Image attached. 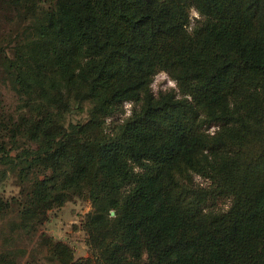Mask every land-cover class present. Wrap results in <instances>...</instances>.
Returning a JSON list of instances; mask_svg holds the SVG:
<instances>
[{
    "label": "trees",
    "instance_id": "trees-1",
    "mask_svg": "<svg viewBox=\"0 0 264 264\" xmlns=\"http://www.w3.org/2000/svg\"><path fill=\"white\" fill-rule=\"evenodd\" d=\"M0 10V264H264V0ZM74 198L88 256L44 228Z\"/></svg>",
    "mask_w": 264,
    "mask_h": 264
},
{
    "label": "rangeland",
    "instance_id": "rangeland-1",
    "mask_svg": "<svg viewBox=\"0 0 264 264\" xmlns=\"http://www.w3.org/2000/svg\"><path fill=\"white\" fill-rule=\"evenodd\" d=\"M0 13L2 11L0 10ZM193 17H198V13L193 10ZM153 91L158 94L161 91L177 90L176 82L165 72H160L157 74L152 83ZM0 94L4 95L5 101H10V93L6 88L0 84ZM132 105L127 103L125 109L127 116L130 113V108ZM117 121H119L117 119ZM110 123V121H109ZM195 181L202 185H207V181L200 175L195 176ZM16 189L12 186V182L8 181L4 185H0V192L10 191ZM228 202L225 199H221L218 203L220 209L227 208ZM92 209L91 203L89 201L74 198L72 201L67 202L61 208H57L50 212L49 220L45 223L44 228L48 234L53 235L57 239L64 240L71 244L74 248L76 255L88 256L89 248L87 245V234L82 229V219Z\"/></svg>",
    "mask_w": 264,
    "mask_h": 264
},
{
    "label": "water",
    "instance_id": "water-1",
    "mask_svg": "<svg viewBox=\"0 0 264 264\" xmlns=\"http://www.w3.org/2000/svg\"><path fill=\"white\" fill-rule=\"evenodd\" d=\"M115 214V212L114 211H112V215H114Z\"/></svg>",
    "mask_w": 264,
    "mask_h": 264
}]
</instances>
